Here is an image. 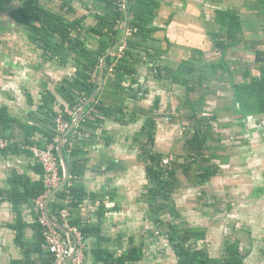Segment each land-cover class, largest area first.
Instances as JSON below:
<instances>
[{
  "label": "trees",
  "instance_id": "obj_1",
  "mask_svg": "<svg viewBox=\"0 0 264 264\" xmlns=\"http://www.w3.org/2000/svg\"><path fill=\"white\" fill-rule=\"evenodd\" d=\"M39 1L24 0L17 10L12 11V18L28 32L29 41L37 44L42 50L44 61L56 63L59 66L72 63L75 75L62 80L54 92L43 93V99L35 113L39 120L35 124H23L9 116L7 109H0V137L9 142L6 148L0 147V156L24 154L33 159L31 148L38 147L46 150L51 145L58 157L60 134L57 131V119L62 116L69 125L72 124L75 117L67 115L66 108L74 110L75 114L79 107L97 92L100 87L102 60L123 37L121 33L123 24L126 22L124 10L126 0H87L89 9L93 12L90 17L94 18L95 23L91 26L86 25L89 14L79 16L78 9L74 5L75 0H62L63 5L58 12L42 8L38 4ZM165 1L128 0L127 31L130 35L125 40L126 48L122 57L118 58L116 53H113L105 60V80L110 79L113 84L103 87L99 96L91 102L90 114L85 115L75 132H83L87 128L98 129L106 120L115 118L116 115L120 117L118 121L123 125L128 123L123 114L124 110L107 104L109 98L105 100L102 95L109 91H116L120 96V102L124 101V94H126L124 84L138 75L139 67L149 62L148 59L151 57H163V51L157 47H151L149 42L159 43L160 40L156 35L165 31L155 25L157 12ZM3 5H0V9ZM243 11L248 27L257 30L258 39L262 38L259 42L264 41V0H243ZM215 14L217 26L225 35V52L248 46L245 45L247 40L254 39L253 36H248L245 40L243 18L239 13L217 9ZM91 37L96 39V42L90 41L96 46L95 48L88 45ZM164 39L170 44V39L166 35ZM263 45L256 43L249 45L250 50L256 55V67L243 59H228L226 53L220 62L205 65L199 60V57H203V52L194 50L192 59L180 62L173 79L174 85L183 86L186 89L179 98L180 105L177 108L181 120L189 123L182 137L176 141L168 157L154 148L157 133L154 117H150L144 126V129L148 131V139L142 141L143 131L135 137L136 147L138 146L137 148L141 150L140 162L145 164L148 175L146 186L148 191L141 200L148 204L150 221L157 224L160 231L167 237L177 264H244V259L235 244H229L228 254L221 258H213L205 250L192 246V241L206 240L207 233L199 228L185 226L174 197L184 190L204 187L221 173V165L230 162L232 152L224 143V136L213 124L219 123V111L222 109L216 108L211 113L206 112L205 104L211 97L217 95V86L223 84L231 86L234 104L226 109L242 121L243 127L251 116L264 115ZM113 64L116 65L112 67ZM238 79L241 81L238 82ZM30 104L34 105L32 101ZM158 108L159 106H154L152 110L155 112ZM133 120H135L134 116H132ZM15 125L22 129L23 137H8L2 134L10 128H15ZM219 126H227V124ZM74 133L62 144L70 167V181L63 191L56 194L50 205L54 218L58 222H62L60 212L67 207L65 204L67 193L73 198L71 210L88 197L85 191L73 187V183L81 180L86 173L79 159V149L71 146ZM38 136L39 140L36 139ZM33 170L40 176L37 181L15 170L8 179L10 190L7 199L18 211L19 207L26 205L34 212L35 201L46 191L43 167L35 163ZM60 173L63 176L61 166ZM107 211L104 206L100 208L99 220L95 224L85 226L73 221L70 224L79 228L85 239L94 238L95 245L102 246L96 249L95 253L104 264L137 262L142 258V249L141 251L134 249L132 257L123 255L115 258L114 254L109 253L107 249L109 242L102 235V224ZM34 217L35 239L31 251L38 253L42 264H54L55 258L46 246L43 228L35 212ZM26 227L27 224L21 220L18 221L15 226L16 241L26 250V253H30V247L23 240L22 234Z\"/></svg>",
  "mask_w": 264,
  "mask_h": 264
},
{
  "label": "crops",
  "instance_id": "obj_2",
  "mask_svg": "<svg viewBox=\"0 0 264 264\" xmlns=\"http://www.w3.org/2000/svg\"><path fill=\"white\" fill-rule=\"evenodd\" d=\"M23 1L24 0H21L17 3L14 0H0V5L5 3L7 4L5 5L6 7L9 6L5 9L3 5L0 9V13L2 10L5 12L4 16L7 20L4 24L1 23L2 20L0 21V109H7L9 111V116L16 118V120L23 124H35L39 120L35 113L38 111L39 105L41 104L43 93L46 91L54 92L56 86L62 82V80L75 75V68L72 63H69L67 66H59L56 63L44 61L42 50L37 44H33L29 41L28 32L12 18V11L17 10L18 7L22 5ZM181 1L183 2L182 7H180L176 1L166 0L162 8L157 12V23L155 25L165 31L156 35L160 40L159 43H149L151 47H157L162 50L164 54L163 57L149 58V62L139 67L138 75L124 84L126 88V94H124L125 100L121 101L120 103L122 106H118L116 109L120 107L124 110L123 114L128 123L123 125L118 121L120 117L116 115L117 117L106 120L98 129L87 128L84 129L83 132H75V129L79 127L85 115L90 114L91 109H89V106H86L80 122L69 134L70 136L75 132L72 141L74 146L80 151L79 159L86 170L84 177L76 183H73V187L82 189L88 194L87 199L79 203L78 207L73 210L70 209L71 221L85 226L88 224H95L99 220V210L104 206L108 211L104 216L102 235L109 242L107 248L109 253L114 254L115 258L123 255L132 257V255H134V249L139 251L142 249V258L137 262L127 261V264H168L164 261L168 254L167 237L160 231L157 224L150 221L148 217V204L139 198L138 203L141 204L139 206L131 205L128 201V191L131 188H128V184L134 182L136 173L138 174L142 171L138 169H144L145 167V164L140 162L139 154L136 153L137 147L135 143V137L143 130L136 132L133 136H129L128 134L137 124L142 125L143 129L146 121L150 117L155 118L157 112L160 110L158 108L155 113H152V107H160L164 105L162 104L164 102L166 103L164 106H168V110L165 116H161L162 114L158 116L168 121H174V118L176 119V117H173L171 114V108L169 107L173 106L170 100L171 98L173 101L172 89H177L176 94L178 99L185 93L186 89L183 86L173 84L174 72L176 68H178L180 62L192 59V52L194 50L203 52V57H199V60L205 65L220 62L226 53L224 45L225 35L222 34L219 26H217L215 14V11L221 8H216L212 11L209 10L210 5L207 4V2L201 4L198 8L197 6L190 5L188 0ZM222 1L229 4V7L223 10L236 12L242 16L245 28V40L248 36H253V38H255V36L257 37V30L251 29L247 25L245 12L243 11V0L234 1L238 2V4H232L233 2L231 0L232 3H230L229 0ZM19 3H21L20 6ZM38 4L42 8L52 10L49 5L44 6L40 4V2H38ZM80 5H82L87 12V8L89 7L87 3ZM58 11L59 9L55 12ZM79 11L78 9V14H80ZM125 23L123 24V31L121 33L123 37L118 42L120 43L124 40V43L115 50L114 53L117 52L116 55H118L120 47L125 46V40L127 36L130 35L128 31L125 33ZM15 28L23 30L22 33L24 34L21 37L24 39L20 37L17 38V36L8 37L15 31ZM165 35L170 39V44L165 41ZM261 39L262 38H259L256 44L263 45L264 41H262L261 44L259 43ZM93 40L96 42L95 37H91L88 41V45L91 48L96 47L91 43ZM250 40L252 42L254 41V39ZM239 80L240 79H238V82ZM103 83L104 87L106 85L112 86L113 84L110 79L105 80V78ZM216 90L217 95H220L218 92H232L233 94L231 86L227 84L217 86ZM171 92L172 94L170 96ZM221 96H224V94H221ZM31 101L34 105L30 104ZM109 103H111L110 100ZM207 103L209 105V101ZM60 104H62V102ZM233 104L234 100L228 106H233ZM177 106H179V103ZM83 107V105L80 106L78 111L73 115L75 118ZM175 115L178 116L177 111ZM132 116L135 117L133 121ZM252 117H263L264 119V115H255L251 116V118ZM143 121L144 124H142ZM239 122L241 125L242 121L240 120ZM262 123H264V120ZM213 124H215L216 128L219 125L227 124V126L222 127L237 125L217 122ZM71 125H69L65 134L68 132ZM248 125L249 123L246 124V126ZM188 126L189 123L187 122L186 127ZM2 134L8 137H23L22 129H19L18 125H15V128H10L5 133L2 132ZM38 138L40 139L39 136L36 139L39 140ZM60 141L61 140H58L59 143ZM174 145L175 143L166 147L168 151L163 152L166 154V157H168ZM49 147H51V145H49ZM231 159L228 164L221 165V173L214 177L204 187H213V181L221 176L225 167L231 164ZM140 164L142 167L139 166ZM34 166L35 162L33 159L24 154L10 155L7 157L0 156V264H42L41 258L38 257V253L31 251L35 239L33 224L36 222L32 208L24 205L19 207L18 211L15 209L14 204L7 199L10 190L8 179L12 171L15 170L21 174H25L30 179L37 181L40 179V176L33 170ZM251 170L252 169H249V171ZM261 176L264 180V172ZM194 189L198 188L188 189V191L191 192ZM202 191L200 192L198 203L199 209H201L199 213L203 212L205 208V211H207L210 208L208 204H215L218 200L215 196V192L207 188ZM202 194L203 196H201ZM262 195H264V189L258 190V202H261L260 198H262ZM221 206H225L224 202ZM140 207H143L145 211L141 210ZM224 211L228 213L229 207L228 212L226 210ZM231 217L232 216H229V219ZM20 220L27 224L22 234L23 240L26 241L30 247V253H26V250L18 245L16 241L17 231L15 226ZM182 220L185 226L189 228H199L207 233L206 240L199 242L192 241V246L200 248L198 243L202 242V244L207 245V243L213 241L215 235L211 233V227L205 225H191L187 219L182 218ZM54 221L58 222L56 220ZM58 223L62 224V222ZM226 223L230 224L228 221H226ZM215 224L217 223L213 222V228ZM249 233L250 235L253 234L252 232ZM63 234L67 239L73 240L72 236L69 238V234H65L64 232ZM237 234H239V231L234 234L229 233L228 235L220 236L223 239L224 254L219 257L212 256L207 249H200L205 250L206 253L213 258H221L228 254V245L235 244L244 259L243 263L246 264V261L252 257V250L242 248L241 240L237 238ZM231 237L233 240L230 239ZM85 242V264H104L98 259L95 253L96 249L102 246H96V240L94 238L85 239ZM169 247H171V245ZM262 255L264 256V250ZM174 264H177L176 257Z\"/></svg>",
  "mask_w": 264,
  "mask_h": 264
},
{
  "label": "rangeland",
  "instance_id": "obj_3",
  "mask_svg": "<svg viewBox=\"0 0 264 264\" xmlns=\"http://www.w3.org/2000/svg\"><path fill=\"white\" fill-rule=\"evenodd\" d=\"M14 1L18 3L21 0ZM173 1H176L178 5L182 7L183 2L181 0ZM231 1L229 0V2L232 4H238V2H234L235 0ZM39 2L44 6L49 5V7L55 11L60 9V7L63 5L62 0H40ZM204 2H207V4L210 5L209 10L212 11L216 8L227 9L229 7V4L223 2L222 0H188L190 5L197 6L198 8L201 6V4H204ZM84 3H87V6H90L88 5L89 3L87 0H76L74 5L80 10L79 16H84L86 14H89L90 16V14H93V12L89 9V7L87 8L88 10L86 12V9L80 5ZM20 4L21 3H19V6ZM5 5L7 4L4 3V6ZM7 7L5 6V9ZM4 15L5 12L2 10L0 13V21L2 20L1 23L3 24L7 22ZM93 19V17H90L86 22V25H94L95 23ZM22 32V29L15 28V31H13L8 37L17 36V38L20 37L21 39H24L21 37L24 34ZM253 43H258V36H255L253 42H251V40H247L246 45L248 46H241L227 51V58L243 59L256 67L255 52L249 48V45ZM259 43L261 44V42ZM239 81H241V79ZM172 92L173 101L171 98L170 100L173 106L169 107L171 108V114L173 117H176V119L174 118V121H168L167 119L164 120V118L158 116L159 114H162L161 116H165V113L168 110V106H164L166 105L165 102L162 103L164 105L159 107L160 110L157 112L155 117L158 128L155 135L154 148L162 152L168 151L166 147L176 143V141L182 137L187 124L186 121L181 120L179 115H175L177 108L179 107L177 105L178 103L180 105V102L176 94L177 89L173 88ZM172 92L170 93V96ZM218 93H220V95H216L214 98L211 97L208 100L209 105L208 103L205 104L206 112L211 113L216 108H220L222 110L219 111V123L237 124L232 127L218 126L216 129L222 134V136H224V142L228 146V149L232 152V162L229 166L223 169L221 176L213 181V187L198 188L191 192L185 190L179 195L175 196L174 199L176 200L179 211H181V214H183L182 218L187 219L189 224L205 225L211 227V233H214L215 235L213 241L207 243V245L202 244V242L198 243L200 248L207 249L214 257H219L224 254L223 239L220 236L228 235L229 233L234 234L239 231V234H237L238 236H236L241 240L242 248L252 250V257L246 261V264H264V256L262 255L264 250V195H262V198H260L261 202H258V190L264 189V180L261 178V174L264 172V123H262L264 119L263 117H250L247 122L249 125L245 127L241 126L238 118L233 116V114L226 109V107H228V105L233 102L232 92ZM221 94H224V96H221ZM102 97H104L105 100L109 98L111 101L109 104L111 106H115V108L122 106L120 103V96L116 91H109V93L102 95ZM107 104L105 103L106 106ZM152 113L155 112L152 110ZM142 124H144V121ZM137 125H135L134 129H131L128 135L133 136L136 132L143 130L142 141L147 140L148 131L145 130L144 127L142 129V125ZM136 153L140 155V148L136 149ZM164 162L166 163L167 160L165 159ZM139 166L142 167L141 164ZM145 168L146 167H144V169L139 168L138 170L142 171L138 174L136 173L134 176V182L128 184V188L131 187L128 191V201L131 205H141L138 203V198L141 200V197L145 194V192L148 191L146 187L148 185V175H146L147 171ZM249 169L252 170L249 171ZM206 188L215 192V196L218 198V200L215 202V204H208L210 208L207 211H205V208L203 212L199 213V210H201L198 206L200 192ZM201 196H203V194ZM223 202L225 206H221ZM140 208L141 210L145 211L143 207ZM224 210H226L228 213H226ZM229 216L232 217L229 219ZM226 221L230 222V224H227ZM213 222L217 223L215 224L214 228L212 227ZM249 232H252L253 234L250 235ZM230 239H232V237ZM166 242L168 244V254L164 261L168 264H174L175 257L173 251L171 247H169V242L167 240Z\"/></svg>",
  "mask_w": 264,
  "mask_h": 264
},
{
  "label": "built area",
  "instance_id": "obj_4",
  "mask_svg": "<svg viewBox=\"0 0 264 264\" xmlns=\"http://www.w3.org/2000/svg\"><path fill=\"white\" fill-rule=\"evenodd\" d=\"M125 48V46L120 47L117 57H122ZM115 65L116 64H113L112 67H114ZM111 70H113V68H111ZM65 113L69 116H73L74 110L66 108ZM57 122V131L60 134L58 140H61L62 136L65 134L69 127V123L66 122L62 116L57 119ZM8 145V141L0 138L1 148H6ZM71 146L73 148L75 147L73 142L71 143ZM31 152L33 154V161L41 165L44 169V183L46 191L35 201L34 212L37 215L38 222L43 228L46 246L55 258L54 264H65L70 258L71 260L69 264H85V236L79 228L73 227L70 224V205L72 204L73 198L71 197V195H69V193H67L68 197L65 200V204L67 205V207L60 212V218L62 221V226L72 236L73 240L67 239L64 236L63 232L58 230L52 222V220H55V218L52 210L50 209V205L55 196L54 198H52V200L51 197L54 191L59 188L63 180V177L60 173L61 164L58 157L54 153V148L53 146H51L48 149L43 150L38 147H33L31 148Z\"/></svg>",
  "mask_w": 264,
  "mask_h": 264
},
{
  "label": "water",
  "instance_id": "obj_5",
  "mask_svg": "<svg viewBox=\"0 0 264 264\" xmlns=\"http://www.w3.org/2000/svg\"><path fill=\"white\" fill-rule=\"evenodd\" d=\"M127 2L128 0H126L125 2V17H126V23H125V33H127L128 30V25H129V11L127 8ZM124 43V40H122L120 43H118L108 54L107 56L102 60V64H101V85L99 87V89L97 90V92L91 97L89 98L84 104H83V108L81 109V111L79 112L78 116L75 118L74 122L72 123L70 129L68 130V132L66 134L63 135L58 147H57V155L59 157L60 160V164L63 170V180L61 185L59 186V188H57L52 197L54 198V196H56V194H58L59 192L63 191L65 189V187L67 186L69 179H70V167L69 164L65 158L63 149H62V143L63 141L69 136V134L75 129V127L77 126V124L80 122L83 113L85 111L86 106H89L91 104V102H93L98 96L99 94L102 92L103 87H104V78H105V60L108 56H110L111 54H113L115 52V50ZM52 220V219H51ZM52 222L54 223V225L56 226V228L58 230H60L61 232H64L65 234H69L68 231L62 226V224L55 222L54 220H52ZM70 234H69V238H70ZM71 258L67 260V262L65 264H69Z\"/></svg>",
  "mask_w": 264,
  "mask_h": 264
}]
</instances>
